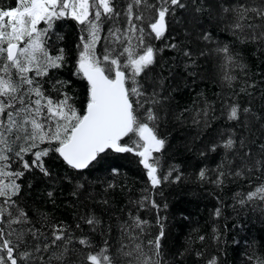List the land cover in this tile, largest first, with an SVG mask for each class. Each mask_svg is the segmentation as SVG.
Instances as JSON below:
<instances>
[{"label":"snow or ice","instance_id":"6c2138e0","mask_svg":"<svg viewBox=\"0 0 264 264\" xmlns=\"http://www.w3.org/2000/svg\"><path fill=\"white\" fill-rule=\"evenodd\" d=\"M176 188L209 233L173 243ZM228 238L264 264V0L0 2V264H228Z\"/></svg>","mask_w":264,"mask_h":264},{"label":"trees","instance_id":"16d2710c","mask_svg":"<svg viewBox=\"0 0 264 264\" xmlns=\"http://www.w3.org/2000/svg\"><path fill=\"white\" fill-rule=\"evenodd\" d=\"M0 2L7 3V0H0ZM66 37L69 46L71 47L75 40V34L72 27H68L65 29ZM204 88L209 95L215 90H218L211 83L202 84L200 86ZM199 90V89H197ZM122 172H126L127 179L123 180V183L127 184V188H125L124 193H117V201L119 205H123L127 201V196H131L133 199H136L140 195V188L143 187V177L138 169L135 167H128L126 169H122ZM128 188L131 189V192H128ZM172 195L168 197L169 209L166 213L168 215L167 224L169 226L174 225L172 228V237L173 243L182 242L183 239L188 235L190 228L189 226L181 220L182 215L191 214L192 219L194 221L192 228H199L201 234H207L210 232V224L207 222L209 220L208 210H210L214 201L211 198L200 197L198 192H194L188 188H176L171 190ZM159 199V198H158ZM60 211H63L61 209ZM154 223V220H153ZM223 225V221L221 222V226ZM251 229V235L259 236V229L261 225L256 223L255 227H252L251 224L247 226ZM248 233L242 232L238 235L236 233H232V237L235 240H239L241 236H244ZM214 243V241H213ZM234 249H237V245L233 243L232 238H228V264H236L234 260ZM240 260L243 261L245 258L243 246L239 249Z\"/></svg>","mask_w":264,"mask_h":264}]
</instances>
